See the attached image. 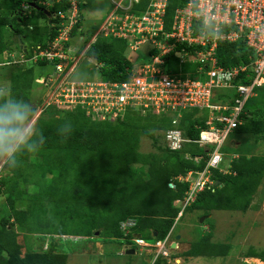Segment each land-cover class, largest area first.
<instances>
[{"label":"trees","instance_id":"16d2710c","mask_svg":"<svg viewBox=\"0 0 264 264\" xmlns=\"http://www.w3.org/2000/svg\"><path fill=\"white\" fill-rule=\"evenodd\" d=\"M185 1L168 0L165 20H171L180 2ZM32 3L43 11L51 12L53 17L48 18L44 12L37 11ZM148 3L149 0H143L140 6L135 7V12L145 10ZM83 6L80 4L81 21L71 33L73 39L83 32ZM24 7L31 11L30 15ZM69 7L67 0H0V14L5 12V16H0V57L3 58L7 50H12V46L6 45L7 33L22 39L27 30L33 36L38 32L33 40L34 47L46 46L58 35V20L54 14L66 12ZM41 19L44 24L39 26L35 20ZM21 51L24 53L25 50ZM127 51L125 40L99 36L86 50L85 56L100 65L98 73L103 80L124 82L134 67L126 55ZM217 58L219 65L226 68L250 65L255 60L243 41L220 43ZM47 64L38 62L14 71L10 78L9 96L31 104L29 98L33 84L39 78L35 75V66ZM8 66L12 65L5 63L0 68ZM170 68L174 72L179 70L175 61ZM248 69V73H252L251 67ZM194 70L195 66L191 65L182 68L184 73ZM248 82L243 77L237 83ZM260 91H264V86L257 89ZM234 97L233 91H225L219 95V100L226 102ZM5 98L0 94V99ZM252 102V98L247 102L242 115L243 124L234 133L264 141V120L255 118ZM32 108L34 114L33 105ZM54 114L51 109H46L36 120V127L45 137L38 152L21 156L17 166L11 170L12 177L0 181L4 188L0 189V195L8 194L12 202L19 195L20 183L35 187V192L28 197L33 202L31 209L11 207L9 216H0V264H67L68 256L57 252L63 237L91 239L98 231H104L103 237L121 240L124 235L120 224L128 219L136 220L133 231L142 234L144 240L153 243L163 241L174 227L182 210L180 202L188 191V184L177 181V178L193 170H202L206 150L195 144H185L180 151L169 150L164 138L165 133L174 128V117L167 114L143 115L129 110L111 121L94 120L79 109L71 113L58 112V118ZM208 117L207 110L184 111L178 128L185 138L197 140L200 131L206 128ZM65 121L72 124L68 134L58 131ZM144 137L152 140L156 152H141L140 143ZM236 148L227 144L223 152L237 156ZM187 154L202 157V160L195 163L186 157ZM213 179L216 183L213 189L198 193L185 212H198L205 217L215 211L246 213L264 180V155L238 156L231 162L230 173L214 171ZM37 208L42 212L40 221L35 216ZM48 208L53 212L44 221ZM14 228L28 234L58 236V244L51 242L46 249L28 251L22 257L17 243L18 233ZM229 246L213 243L211 235H205L191 243L185 254L194 258H222L227 256ZM250 257L264 261V250L251 252ZM252 261L261 263L256 259Z\"/></svg>","mask_w":264,"mask_h":264},{"label":"built area","instance_id":"2783aa9c","mask_svg":"<svg viewBox=\"0 0 264 264\" xmlns=\"http://www.w3.org/2000/svg\"><path fill=\"white\" fill-rule=\"evenodd\" d=\"M67 1L69 9L54 14L58 20V35L54 40L46 46L32 47V52L25 50L20 61L11 60L12 50H7L3 55L6 62L0 65L30 62L53 65L54 74L40 81L43 85H54V95L48 104L45 103L42 112L54 103L64 112L79 109L92 119L102 121L122 117L129 110L143 115L174 117V128L168 130L164 138L169 150L180 151L185 144H195L206 150L202 170H193L177 178V181L188 184L186 196L180 202L182 210L177 223L198 193L213 189L216 184L214 171L230 172L233 159L223 152V148L230 135L243 124L242 115L247 102L256 96L258 88L264 86V0H186L180 2L168 21L165 20L168 0H149L146 9L136 11L138 13L135 7L143 0H110L111 12L82 56L99 36L125 40L128 49L135 53L148 47L147 59L134 66L124 82H111L101 77L86 82L69 80L81 58L71 57V33L81 21L80 4L86 3L84 0ZM241 41L252 51L255 60L250 65L220 66L218 45ZM173 60L179 68L177 72L170 68ZM185 65L195 66V70L184 73L182 68ZM243 77L249 82L237 83ZM225 91L234 92L233 100H219V95ZM191 109L209 112L206 128L200 131L197 140L185 138L178 128L182 113ZM186 157L195 163L202 160V157L189 154ZM227 159L229 162L224 168ZM135 226L136 221L132 219L121 223L123 240L146 249L147 255L155 250L153 263L160 256L169 257L172 231L163 241L149 245L148 241L133 234Z\"/></svg>","mask_w":264,"mask_h":264},{"label":"rangeland","instance_id":"374dc122","mask_svg":"<svg viewBox=\"0 0 264 264\" xmlns=\"http://www.w3.org/2000/svg\"><path fill=\"white\" fill-rule=\"evenodd\" d=\"M84 2L86 4L82 7L83 32L72 40L70 48L71 57L77 59L81 56L73 73L69 77L70 81L75 82H86L99 79V64L93 59H89L84 55L82 56V54L89 43L88 41L95 35L101 23L111 12L110 0H84ZM24 9L29 11V9L25 7ZM3 13L0 14V16H5V12ZM28 14L30 15L31 11H29ZM35 21L39 26L44 24L42 19ZM33 34L34 36L27 30L26 35H24L22 39L20 37L17 39L18 37L8 33L6 34V45L14 47V50L10 52L11 55H13L10 58L11 60L20 61L22 55L21 50L25 47L32 52V47H34L33 40L36 38L35 35H38V32ZM148 50V47H142L135 53L128 49L126 55L132 64L137 66L142 59H147L145 54ZM4 62H6L5 59L0 57V63ZM33 64L32 62L27 64L19 63L0 68V94L6 97L10 95V78L14 71L19 67L32 66ZM54 72V67L50 63L46 66H35V75L39 78L36 79V82L33 84L29 98L30 103L35 108V112L32 116V123L34 126H36V120H38L42 114L43 106L45 108V105L48 104L47 102H49L54 95V85H43L40 81L41 79L50 77ZM252 99L251 109L254 111L255 118L264 120V91L257 92L256 96ZM49 105L51 106L47 109H51L52 113H55L54 116L58 118V112L63 110H59L54 103H50ZM230 140H235V147H237L236 150H238H235V152H237L236 157L242 155H264V141L257 140L254 136H239L236 133H232L230 135ZM140 150L143 153L156 152L152 146V140L147 137L141 139ZM228 162V160H225V164ZM11 170L12 168L9 169L6 165H0V181L12 177L13 172ZM0 189L4 190L2 185H0ZM34 192L35 187L25 186L20 183L19 195L14 199V202L9 200L8 194H1L0 216H9L11 207L23 210L31 209L33 202H31L28 197ZM36 210L35 216H38L40 221V219H42V212L39 211V208ZM47 212L48 213L43 219L44 221L50 218L53 212L52 208H48ZM129 220L131 219L126 221L128 222ZM14 229L18 233L17 243L20 245L22 257L28 251L40 252L46 249V246L51 242H57L58 244V236L52 234H28L25 230ZM133 229L132 232L136 237H143L142 234L134 232ZM103 232L104 231H98L95 237L91 239L85 237H80L78 239L63 237V241L65 242L62 241V243L59 244V249L57 246V252L64 253L68 256L67 264L153 263L155 250H152L153 252L151 255H147L146 249L131 243H126L123 239H115L111 238V236L105 238L102 236ZM205 235H211L213 243L230 245L229 252L226 254L227 256L222 258H190L187 256L185 253L190 249L191 243L199 240ZM177 236H181V239L176 240ZM170 242L177 243L178 247L169 251V258L166 259L160 256L156 260L157 264H259L253 263L254 261H252V259H256V261L259 260L261 262L260 264H264V261H261V259L250 257L251 252L259 253L264 250V180L256 194L252 197L251 205L246 213L215 211L211 215L205 217L198 212L184 211L182 216L177 220L175 229L170 237ZM146 243L151 245L152 241ZM129 246L133 248L132 250L135 251V254H127L126 249ZM176 260H178L177 263L175 262Z\"/></svg>","mask_w":264,"mask_h":264},{"label":"clouds","instance_id":"9594fccd","mask_svg":"<svg viewBox=\"0 0 264 264\" xmlns=\"http://www.w3.org/2000/svg\"><path fill=\"white\" fill-rule=\"evenodd\" d=\"M32 116V105L25 100L15 96L0 99V165L14 168L21 156L35 154L44 144L45 137L39 128L33 125ZM71 130L72 124L68 121L63 122L58 129L63 134H68ZM175 225L171 229L172 233ZM128 249H131V246Z\"/></svg>","mask_w":264,"mask_h":264},{"label":"crops","instance_id":"0c3cea01","mask_svg":"<svg viewBox=\"0 0 264 264\" xmlns=\"http://www.w3.org/2000/svg\"><path fill=\"white\" fill-rule=\"evenodd\" d=\"M22 47H23V46H22ZM12 50H14V47H13V46H12ZM24 50H27L26 47L24 48ZM24 52H25V51H24ZM227 144H231V145L235 146V140H234V141H233V140H229V142H228ZM227 144H226V145H227ZM226 145H225V146H226ZM225 154L231 156L232 159L236 158V155H233L232 152H230V153H225ZM227 160H228V159H227ZM227 165H228V163L225 164V162H224L223 167H224V168H227ZM230 168H231V164H230ZM229 170H230V169H229ZM229 173H230V172H229ZM227 174H228V173H227ZM172 245H173V243L171 244V246H172ZM177 247H178V244L176 243V248H177ZM126 250H127V252H128V251H131V249H128V248H127ZM133 254H135V252H134ZM190 258H192V257H190ZM175 262L177 263L178 260H176Z\"/></svg>","mask_w":264,"mask_h":264},{"label":"water","instance_id":"95a60500","mask_svg":"<svg viewBox=\"0 0 264 264\" xmlns=\"http://www.w3.org/2000/svg\"><path fill=\"white\" fill-rule=\"evenodd\" d=\"M31 6L34 7L37 11L44 12L45 15H47V17L51 18V14L50 13H48L47 11H43L41 8H39L38 6H36L34 3H32ZM180 239H181V236H177L176 237V240H180ZM175 248H176V243H173V245L171 246V249H175ZM133 253H134V251H128L127 252V254H133Z\"/></svg>","mask_w":264,"mask_h":264},{"label":"flooded vegetation","instance_id":"af4514ba","mask_svg":"<svg viewBox=\"0 0 264 264\" xmlns=\"http://www.w3.org/2000/svg\"><path fill=\"white\" fill-rule=\"evenodd\" d=\"M45 11H47V10H45ZM48 13H50L51 14V12H49V11H47ZM45 14V13H44ZM47 16V15H46ZM53 17V15H51V18ZM49 18V17H48Z\"/></svg>","mask_w":264,"mask_h":264}]
</instances>
